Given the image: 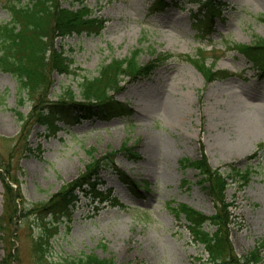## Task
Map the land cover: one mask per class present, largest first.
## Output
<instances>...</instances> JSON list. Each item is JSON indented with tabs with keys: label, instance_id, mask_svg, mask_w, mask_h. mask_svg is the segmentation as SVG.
<instances>
[{
	"label": "rangeland",
	"instance_id": "1",
	"mask_svg": "<svg viewBox=\"0 0 264 264\" xmlns=\"http://www.w3.org/2000/svg\"><path fill=\"white\" fill-rule=\"evenodd\" d=\"M9 1L15 0H0V25L10 20ZM164 2L156 10L155 0H85L103 21L102 30L54 36L50 44L63 53L68 73L47 67L49 87L32 97L11 73L0 71V263L12 251L14 264H70L88 256L110 264H203L202 245L171 210L183 204L214 214L196 184L197 171L181 164L203 155L211 168L248 173L240 190L233 177L227 181L235 222L229 242L239 258L258 248L252 264H264V132L245 134L234 117L241 105L264 111V73L233 49L255 37L264 40V0ZM69 6L70 0H61L62 8ZM139 48L141 65L159 58L152 73L122 78L120 89L108 93L125 105L127 116L71 120L53 134L35 123L48 104L69 95L82 102L84 79ZM196 61L214 65L220 78L206 81ZM163 98L181 106L177 124L161 114ZM219 139L241 141L245 151L224 156ZM92 159L99 164L89 181L101 200L89 182L70 187L85 181L81 176ZM62 188H73L70 200L45 210Z\"/></svg>",
	"mask_w": 264,
	"mask_h": 264
},
{
	"label": "trees",
	"instance_id": "2",
	"mask_svg": "<svg viewBox=\"0 0 264 264\" xmlns=\"http://www.w3.org/2000/svg\"><path fill=\"white\" fill-rule=\"evenodd\" d=\"M164 1L155 0L156 10L165 7ZM210 3L212 2L209 1L208 4ZM7 5L10 20L0 25V71L11 73L18 82L19 90L26 92L30 97L49 87L46 86L44 79L47 67L51 71L68 73V65L63 53L50 44L54 36L65 37L80 33L98 35L103 28V21L93 16L85 0H70L68 8L61 7V0H15L9 1ZM233 49L253 62L260 73H264V40L255 37L250 45H235ZM139 54L140 48L133 50L122 60L112 59L99 69L97 77L83 80L82 102L74 101L69 95L67 101L62 99L48 104L45 111L38 113L35 123L43 125L46 133L53 134L58 129L59 123L65 124L71 120L75 122L82 119L109 120L113 117L127 116L128 110L125 105L114 101L108 93H114L120 89L122 78H146L152 73L159 58L141 65L138 61ZM213 66L195 62V68L208 82L219 77L218 73L213 71ZM23 119L24 116L21 115V120ZM124 147L125 144L120 151ZM98 164L92 159L85 167L86 174L81 176L85 177L87 182L82 180L78 183L79 179H82L79 178L70 184V187L76 184L75 187L79 188L89 182L88 185L91 186L94 197L101 200L102 193L99 190L96 191L94 183L89 181L92 175H96L94 169ZM181 164L183 167H190L197 171L196 184L211 200L214 207V214L211 216H205L183 204L171 208L176 217L182 216L187 223L186 228L192 240L202 245L207 254V260L203 264L257 262L258 248L239 258L234 254L229 242L230 228L235 222L233 218L231 220L232 214L229 211L233 202L227 203L225 198L227 181L233 177L237 189L240 190L247 182L248 173L233 167H229L227 171L211 168L203 155L194 161L183 159ZM2 183L5 193L11 195L12 187L4 178ZM71 190L62 188L51 197L44 209H52L51 207L67 203L72 195ZM109 201L112 206L120 205L116 200ZM13 211L11 215L16 213V210ZM209 228H213V231ZM45 236L46 233L41 235V237ZM259 247H263V244ZM38 249L39 258L44 257L40 247ZM13 259V253L9 251L0 264H14ZM70 264L110 263L88 256Z\"/></svg>",
	"mask_w": 264,
	"mask_h": 264
},
{
	"label": "bare ground",
	"instance_id": "3",
	"mask_svg": "<svg viewBox=\"0 0 264 264\" xmlns=\"http://www.w3.org/2000/svg\"><path fill=\"white\" fill-rule=\"evenodd\" d=\"M181 106L176 103L169 104V101L162 99L160 103L161 114L171 123L177 124L179 121V111ZM242 108V109H241ZM235 109V120L240 129L246 133L264 132V111L256 107L253 111H244L241 105ZM220 152L225 155L240 154L245 151L243 142L229 143L223 139L218 140Z\"/></svg>",
	"mask_w": 264,
	"mask_h": 264
}]
</instances>
